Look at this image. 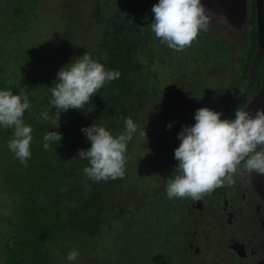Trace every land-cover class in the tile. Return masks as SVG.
<instances>
[{"label":"rangeland","instance_id":"374dc122","mask_svg":"<svg viewBox=\"0 0 264 264\" xmlns=\"http://www.w3.org/2000/svg\"><path fill=\"white\" fill-rule=\"evenodd\" d=\"M150 3L151 0L140 8L139 1L134 0H39L32 9L30 20L22 14L24 20L17 22L21 27L13 28L12 21L17 14L14 10L8 11L13 0H0V84L4 85L8 80L16 86L21 82L20 69L27 62L26 58L37 60L41 54H49L57 35L71 25L79 33L81 45L97 42L104 23L96 20L92 12L100 4L105 14H126V10H130L128 21L138 23L145 32L144 55L140 60L143 65L151 62L148 84L164 88L149 100L147 110L142 112L141 121L137 123L125 176L117 184L119 195L115 204H121L123 209L112 211L115 215L109 217L112 220L109 228L98 238L81 235L76 240L70 238L60 251L63 264H149L150 258L163 260L164 255L170 254L172 243L167 242L163 248L164 241L158 234L167 232L168 228L161 223L169 222L170 217L176 218L177 222L204 219L199 215L190 219L182 209L187 198L168 199L166 194L168 180L175 175L179 163L174 158V150L180 144L178 134L183 127H190L195 122L171 131L170 138L161 133V125L181 114H195L203 107L222 113L221 119H233L234 114L229 113L225 105L235 96L230 87L238 79L242 66L251 64L254 50L245 57L239 52L243 48L242 41L250 32L236 16L230 23L216 18L207 34L201 33L185 50L175 51L162 44L151 31L154 14ZM261 31L258 26L256 38ZM261 44L262 52L259 60H254L255 66L264 59V43ZM142 129L146 138L140 135ZM7 130L13 129L0 127V238L8 234L7 219L13 215L18 199L14 174L8 163L12 151L7 147ZM213 209L209 208L207 218H214ZM151 233L154 237L149 246ZM175 241L179 245L181 238ZM74 249L79 250V256L75 261H69L67 255ZM2 257L0 251V264Z\"/></svg>","mask_w":264,"mask_h":264},{"label":"trees","instance_id":"16d2710c","mask_svg":"<svg viewBox=\"0 0 264 264\" xmlns=\"http://www.w3.org/2000/svg\"><path fill=\"white\" fill-rule=\"evenodd\" d=\"M38 1L13 0V4H9L8 11L12 13L14 10L17 14H14L13 28L21 27L17 22L24 20L22 14L30 20ZM134 1H139L142 8L150 0ZM156 3L158 0H151V7ZM101 9L102 6L97 4L92 12L96 20L104 23L97 42L81 45L80 35L71 25L57 35L49 54L43 53L37 60L26 58L27 62L20 69L21 82L16 86L8 80L4 85L0 84V90L11 89L13 94L25 91L29 95L32 108L26 110L23 119L33 129L27 167L9 152L12 157H8V163L14 174L18 199L13 215L7 219L8 234L0 238L1 264H63L60 251L70 238L76 240L80 235L98 238L104 229L109 228L112 222L109 217L115 215L112 211L123 209L121 204H115L120 179L94 182L85 175L83 169L88 166V161L80 159L78 153L81 149H89L91 142L81 129L96 124L113 134L122 132L124 120L131 117L136 124L140 123L149 100L164 88L148 84L151 62L143 65L140 60L144 55L145 32L138 23L128 21L130 10H126V14L110 15ZM86 51L106 69L118 70L120 77L96 92L82 109L61 112L55 124L51 120H38L43 111L54 115L55 109L50 104L53 99L51 88L58 83L59 71L69 67ZM242 74L247 72L242 69ZM243 82L233 89L235 95ZM194 117V113L181 114L162 124L161 133L170 138L171 131L175 132L185 123L195 122ZM169 124L170 128L167 127ZM13 131H6L7 144ZM50 131H57L62 139L50 143L49 149L45 150L43 137ZM133 139L128 144V154Z\"/></svg>","mask_w":264,"mask_h":264},{"label":"clouds","instance_id":"9594fccd","mask_svg":"<svg viewBox=\"0 0 264 264\" xmlns=\"http://www.w3.org/2000/svg\"><path fill=\"white\" fill-rule=\"evenodd\" d=\"M151 11L154 14L151 31L162 44L175 51L190 47L201 32L208 31L213 19L227 23L226 17H217L202 0H158ZM69 65L59 71L58 83L51 88L54 115L43 111L38 120H51L55 124L61 112L82 109L96 92L121 75L118 70L106 69L87 51ZM31 108L25 91L13 94L11 89L0 90V127L14 130L7 147L25 167L31 157L33 129L23 118ZM221 116L222 113L207 107L200 108L195 113V124L183 127L178 134L180 144L174 150V158L179 163L174 177L167 183L168 199L201 200L217 188L232 186L234 176L241 171L247 172L249 178L253 174L264 176V108L256 109L254 114L247 108H238L234 119H221ZM124 124V130L116 134L96 124L81 129L91 147L79 150L78 156L88 161L83 171L94 182L124 178L130 159L128 144L137 132V124L131 117ZM140 135L146 138L143 129ZM61 139L57 131L48 132L43 137L44 149ZM78 256L79 250L74 249L67 259L75 261Z\"/></svg>","mask_w":264,"mask_h":264},{"label":"flooded vegetation","instance_id":"af4514ba","mask_svg":"<svg viewBox=\"0 0 264 264\" xmlns=\"http://www.w3.org/2000/svg\"><path fill=\"white\" fill-rule=\"evenodd\" d=\"M247 2L246 26L250 34L242 41L243 48L239 52L241 57L252 50L254 53L251 64L242 66L238 79L230 87L234 92L237 84L244 81L237 95L227 104V110L234 117L238 108L248 110L254 101H264V95H261L264 88L263 58L256 66L254 78L250 80L253 62L259 60L261 43H264V0ZM258 26L263 31L256 38ZM244 68L246 75L242 74ZM248 111L254 114L256 110L251 106ZM209 208H215L212 219L207 218ZM182 209L190 219L198 215L204 219L177 222L176 218L170 217L169 222L161 223L165 229L168 228L167 232L158 234L164 241L163 248L171 242L172 250L169 255H164L163 260L159 257L150 258L149 264H264V176L253 174L249 178L247 172L241 171L234 176L232 186L217 188L211 195L198 201L187 198ZM153 237L151 233L149 246L153 243ZM179 237L181 241L176 245L175 239Z\"/></svg>","mask_w":264,"mask_h":264},{"label":"water","instance_id":"95a60500","mask_svg":"<svg viewBox=\"0 0 264 264\" xmlns=\"http://www.w3.org/2000/svg\"><path fill=\"white\" fill-rule=\"evenodd\" d=\"M205 6L215 13L217 16L226 17L227 22H232L233 16H236L242 22V25L246 26V20L248 16V2L247 0H202ZM262 46V44H261ZM261 53V52H260ZM258 56V55H257ZM256 66L254 65L253 70L250 73V80L254 78ZM261 95H264V88ZM251 106L254 110L258 109L260 106H264V101H254L250 105L248 110H251ZM256 106V107H255Z\"/></svg>","mask_w":264,"mask_h":264}]
</instances>
